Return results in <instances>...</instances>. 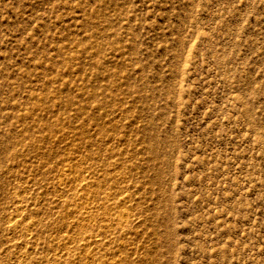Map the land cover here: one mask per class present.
<instances>
[{
	"label": "rangeland",
	"instance_id": "obj_1",
	"mask_svg": "<svg viewBox=\"0 0 264 264\" xmlns=\"http://www.w3.org/2000/svg\"><path fill=\"white\" fill-rule=\"evenodd\" d=\"M0 264H264V0H0Z\"/></svg>",
	"mask_w": 264,
	"mask_h": 264
}]
</instances>
